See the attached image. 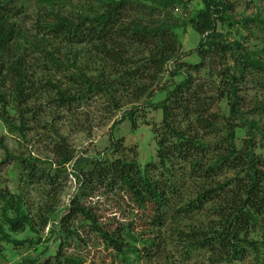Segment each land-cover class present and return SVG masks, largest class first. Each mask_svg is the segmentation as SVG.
Masks as SVG:
<instances>
[{"label": "trees", "instance_id": "1", "mask_svg": "<svg viewBox=\"0 0 264 264\" xmlns=\"http://www.w3.org/2000/svg\"><path fill=\"white\" fill-rule=\"evenodd\" d=\"M40 1L47 8L39 9L36 13L35 35H21V31L9 21L7 12H16L15 16L21 12L19 7L14 4L11 6L7 1L0 4V102L4 104L3 107L13 103L19 113L20 130L25 126L27 102L38 91L40 94L47 93L48 105L69 111L77 102L94 94L107 97L108 107L113 109L121 108L124 102L150 97L159 74L170 61L177 58L179 41L174 31L177 23L174 22L176 18L172 13L173 8L179 2L185 6L192 0H95L94 6H99L97 10L91 6L90 10H94L92 13L74 16L61 12L59 6L63 0ZM201 1L203 6L188 17L190 26L201 36L197 51L202 56L229 53L233 62L231 71L227 68L222 73L225 80L223 90L229 100L228 113L222 118V126L217 128L212 121L215 114L203 116L207 111V103L202 101L187 72L182 80L172 81L162 87L165 91L162 100L145 103L147 107L160 108L162 111L161 125L154 130L158 135L159 163L163 165L165 161L174 158L188 163L199 181L194 191L195 196L187 201L180 197L173 207H169L171 197L175 195L174 188L168 179L157 180L148 173L155 166L152 162L142 170L135 160L121 157L111 160L95 158L90 171L85 174L80 171L73 173L78 180H86L90 185L97 180L99 184L107 182L112 186H109L111 190L116 186V190L125 195L132 208L136 209L141 224L149 226L142 227V231L161 229L166 225L168 214L171 220H178L198 213L207 206L212 216L208 225L191 227L188 231L178 230V239L187 243L184 247L185 256H188L192 248H201L214 253L217 256L214 261L246 262L251 258L250 264H264V157L254 149L258 124L240 111L241 99L236 91L238 83L247 72H264V19L258 16L242 19L244 29L251 31L250 26H253L262 36L261 47L248 51L240 41L223 39L217 31V22H223L229 16L230 4L225 0ZM134 12L140 14V17H135ZM20 36L28 44L23 46L22 54L16 52ZM51 41H55L54 45ZM61 44H64V51ZM70 48L81 50L71 51ZM83 48L87 58L89 54L87 62L95 63L101 58L102 65L95 66V75L87 72V63L80 64L81 61L78 60V54ZM130 49L134 52L131 53ZM31 51L41 54L42 69L53 71V74L61 73L67 83L51 78L34 81L30 76L32 74L27 73L29 63L26 55ZM175 62L179 63L177 59ZM198 66L199 64L192 65L196 69ZM180 67L179 63L170 68L169 74L174 77L183 73ZM6 80L11 81V97L7 91L1 90ZM190 107L197 114V127L204 129L206 133L211 132L212 128L217 130L216 134L221 132L212 147L216 151L213 161L203 162L202 158L197 157L205 150L209 152L210 146L203 148L204 144L197 136L189 135L175 124L178 122V111ZM135 108L133 106L128 109L121 119L127 118L133 125ZM0 117L6 123L10 122L3 113ZM236 128L245 129L246 137L240 148L234 144ZM111 147L115 151L127 149L120 139L113 138ZM53 148L58 166L73 159V152L64 141H56ZM130 148L136 156V149ZM35 161L37 159L32 158L23 164L28 181L48 176L43 169L38 171ZM223 168L237 170V175L222 182H210ZM48 178L53 183L55 178L50 175ZM14 196L9 191L0 189V200L4 202L0 205V242L15 246L26 242L31 244L30 239H16L11 235L23 231L26 225L33 228L30 216L22 206L21 197ZM65 210L60 219L58 239L63 237L66 240H61L57 250L58 264H81L79 257L64 254L63 247L68 244V240L86 245L89 234L100 240L106 249L111 248L116 256L120 255L123 264L129 263L130 259L126 254L128 249L122 243V232L128 230L130 233L135 220L128 221L125 227L113 228L112 225L102 223L93 209L82 204L78 196L70 200ZM78 218L87 226L83 230L84 235L79 225L72 224ZM43 224H46V220H43ZM254 231H261L258 239L251 236ZM136 232L134 234L137 236L144 234ZM155 238L159 237H148L144 242L150 248L155 244ZM134 252L137 256L135 258H139L138 250L134 249ZM31 264H36V259H31Z\"/></svg>", "mask_w": 264, "mask_h": 264}, {"label": "rangeland", "instance_id": "2", "mask_svg": "<svg viewBox=\"0 0 264 264\" xmlns=\"http://www.w3.org/2000/svg\"><path fill=\"white\" fill-rule=\"evenodd\" d=\"M19 7L21 12L13 16L16 12H7L9 21L13 22L21 35L37 34L36 13L43 9L44 2L40 0H0L2 5L5 2ZM230 4V10L223 22H217V31H219L226 40H238L243 48L248 51H255L261 47V35L259 30L253 26L251 31L242 26V19L258 16L264 19V0H225ZM95 0H63L60 3V10L65 15H77L83 13H92L93 6L95 10L99 6L95 5ZM203 6L201 0H192L184 6L179 2L173 8L175 23L174 31L178 37V50L176 59L181 64L183 73L172 77L169 69L177 66L176 59L170 61L164 71L159 74L157 81L152 87L153 94L150 97L144 96L137 101L123 103L119 109L108 107L107 97L94 94L92 97H86L77 102L69 111L66 108H58L48 105L47 93L37 92V95L28 100V110L25 112V126L19 129V113L14 108L13 103L3 107L0 102V116L9 118L6 123L0 117V189L9 191L13 196L21 197L22 206L30 216L31 225H26L20 232L11 233L16 239L31 240L22 245H12L6 242H0V264H31V259H36V264H58L56 253L59 244L65 241V238L58 239L60 219L65 213V209L70 204L74 196H78L81 203L93 209L102 223L115 227H125L130 220H135L132 230L122 232V243L127 248L129 263L127 264H250L251 258L246 262L225 260H215L214 253L208 249H195L189 251L185 256L184 247L187 244L178 239L179 231H188L191 227L206 226L211 219L210 209L206 208L198 213L187 217H180L178 220H171L169 214L166 219V225L161 229L141 230L143 226L139 220L136 209L125 195L116 190V186L111 190V185L107 182L102 184L95 180L91 185L86 180L81 181L74 176L73 171L86 173L92 169V160L95 158L114 159L116 157L135 160L142 170L148 163H155L153 169L148 173L157 180L170 181L174 188L175 195L171 197L169 207H173L178 198H185V201L194 197V191L197 178L191 172L188 163L180 159L165 161L162 165L157 157L158 135L154 132L162 122V111L160 108L147 107L146 102L156 103L165 97V91L162 87L172 81H180L184 78V73L191 75L192 83L199 93L202 101L207 103V111L203 116L215 114V126H222V118L228 113V98L224 89L225 80L222 73L233 65L229 53H214L212 56H202L197 51L201 36L190 26L188 17L197 9ZM90 11V12H89ZM135 17L140 14L134 12ZM172 22V23H174ZM20 44L16 52L22 54L23 46L28 44L22 36L18 39ZM55 41H51L54 45ZM22 46V47H21ZM62 51L65 50L64 44H61ZM30 48V47H29ZM81 50V48H70ZM83 51L78 54L80 64L87 63V72L91 75L97 74L95 66H101V58L95 63L87 62L89 58ZM131 52V49H130ZM132 51L131 53H133ZM29 68L27 73L31 78L39 82L41 78H51L59 80L66 84L67 80L61 73L53 74V71L42 69L41 54L37 51H31L27 55ZM193 64H199L198 69L192 67ZM65 81V82H64ZM262 82V85L260 84ZM1 90L7 91L9 97L11 81L6 80ZM238 96L241 99L240 111L248 119H254L259 131L255 132L256 147L255 152L264 157V72H255L250 70L246 73L243 80L238 83ZM11 92V93H10ZM134 110V124L127 118L121 119L131 107ZM30 108V109H29ZM189 109V110H188ZM186 110L178 111L176 126L187 132L191 136H197V139L204 144L203 148L210 146V150L203 151V162L213 161L215 150L212 149L221 135L217 130L206 131L197 127L196 116L192 107ZM246 137L245 129L235 130L234 144L240 148L242 140ZM120 139L121 144L127 148L115 151L111 147V139ZM64 141L73 152V159L63 166L57 165V157L53 152V143ZM136 149V156L131 152V148ZM129 149V150H128ZM36 158L34 163L38 171L43 169L48 176L55 178L53 183L45 176L31 178L27 180L26 170L23 164L28 160ZM26 160V161H25ZM41 171V173L43 172ZM237 175V170L221 169L210 182L225 181ZM37 177V174H36ZM168 179V180H167ZM96 183V185H95ZM111 186V187H109ZM179 196L176 198V196ZM15 197V196H14ZM4 202L0 200V205ZM208 205V204H207ZM12 214V212H9ZM46 220V224H43ZM81 223V224H80ZM73 225H79L81 233L84 235L85 228L80 219H76ZM118 224V225H117ZM83 225V228H81ZM130 228V227H129ZM122 229V228H121ZM140 231L138 236L134 234ZM261 231H254L251 236L254 239L260 237ZM155 238V244L150 248L144 240L148 237ZM87 244L77 243L75 240H68V244L63 247L64 254L74 255L81 259V264H123L120 261V255L109 248L106 249L100 240L89 234L86 239ZM150 245V243H149ZM138 250L139 258H135ZM137 253V254H138Z\"/></svg>", "mask_w": 264, "mask_h": 264}]
</instances>
